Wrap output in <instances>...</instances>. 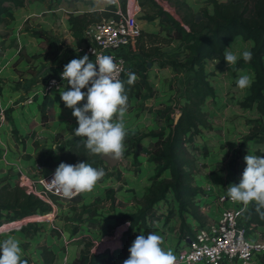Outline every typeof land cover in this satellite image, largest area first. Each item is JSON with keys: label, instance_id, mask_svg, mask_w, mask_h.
I'll return each mask as SVG.
<instances>
[{"label": "rangeland", "instance_id": "rangeland-1", "mask_svg": "<svg viewBox=\"0 0 264 264\" xmlns=\"http://www.w3.org/2000/svg\"><path fill=\"white\" fill-rule=\"evenodd\" d=\"M22 1L23 7L9 11L0 24V83L11 88L10 85L7 86V81L9 84L13 81L14 98L17 97L15 102L23 101L27 94L31 95L35 102H39L41 100L36 90L38 87L40 89L43 76L49 67L67 64L77 56L76 48L80 46L81 36L74 34L65 25L64 21H67L68 14L77 15L87 10H102L113 4L117 8L120 7L121 0H115L113 4L110 0H92L91 3L74 0ZM143 1L137 0L136 18L140 24L145 20L143 27L156 34L151 37V43L157 46L159 51L154 56L156 59L152 66L142 78L139 93L135 95L136 99L129 98L127 101L128 106L123 117L127 129L124 154L113 167L102 161L99 156L90 155L86 163L95 168L102 167L106 172L92 191L74 194L71 199L45 195L42 199H45L48 211L45 219L24 221L19 227L0 232V241L9 237L20 241L22 259L26 260L27 264L42 263L40 255L42 246H47L54 253L52 264H71L76 257L84 253L96 254L94 259L97 264H107L105 261L112 252L117 253L114 263L123 264L130 255L129 248L137 235L156 233L163 237L162 247L172 252L176 248L177 238H181V229L174 219L177 207L173 193H166L164 200L159 203L152 205L148 203L153 198L160 180L168 178L167 173L155 175L160 164V160L153 155L155 141L165 138L169 130L168 122L179 117V107L186 102L185 89L193 81V74L169 64L171 59L183 61L187 51L181 42L169 41L164 32L159 30L157 21L150 22L144 19L145 15L153 14L156 9L149 2L142 3ZM155 1L160 4L159 0ZM161 1L173 8L174 15L177 16L170 0ZM183 1L193 12L201 8L212 10V0ZM247 15L251 17L255 15L252 4ZM107 18L103 17L100 20ZM37 31L46 32V36L39 38L32 33ZM251 45V41L245 42L238 38L234 43H229L226 50L239 55ZM217 60L219 59L215 56L205 65L207 77L215 94L213 97H206L201 106L206 113L208 126L201 127L200 132L184 144L183 152V156L189 161L188 171L191 172L190 182L193 186L202 190L200 194H203V190H208L206 188L210 185L207 196L204 193V199H198L196 203L198 207L196 210L201 218L203 203L210 204L213 210L215 194L226 190L231 183H239L246 167L244 157L248 152L264 156V132L261 137L243 141L250 128L258 124L256 119L258 114L254 107L246 108L241 105L248 87L240 89L236 86L239 75L249 74L253 79L254 73L248 65L238 67L235 64L229 67L225 59L216 63ZM134 61L142 63L144 57L138 56ZM16 91L19 92L18 96L15 94ZM15 102L12 103L13 106ZM4 112L2 121L5 123L7 118ZM56 112L60 114L58 110ZM24 124L32 129L31 121H24ZM39 124L44 126L42 122ZM6 132L16 133L15 137L20 143L25 144L28 141L17 130L12 131L11 128ZM138 134L147 136L142 139L141 154L135 158L133 138ZM47 139L34 142L35 152L39 155L37 163L31 166L36 176L46 175L56 168L53 167L54 161L60 164L58 155L67 151L69 143H83L80 137H72L70 140L58 137L52 144H49ZM46 142L48 144H45ZM0 144L5 146L3 141ZM54 145L59 147L57 151L52 149ZM47 154L49 157L46 160L42 159ZM10 155L14 161L10 163L11 165L0 162V183L14 182L20 178L22 168L18 165L19 160L16 157L23 159L21 162L23 167L27 165L25 160L29 154L14 151ZM28 173L32 174V171L28 170ZM139 209H147L148 230L136 227L126 236L121 231L118 244L109 245L111 242L109 238H114L120 227L115 223V216ZM7 222L9 221L0 217V225ZM194 225L196 226L195 221ZM82 245L86 246V250L79 253L77 249ZM102 246L105 249H102ZM121 246L128 252L122 253ZM253 264H264V255L257 257Z\"/></svg>", "mask_w": 264, "mask_h": 264}, {"label": "trees", "instance_id": "trees-1", "mask_svg": "<svg viewBox=\"0 0 264 264\" xmlns=\"http://www.w3.org/2000/svg\"><path fill=\"white\" fill-rule=\"evenodd\" d=\"M74 1L91 3L92 0ZM120 2V9L125 16L130 19L136 16L137 0H121ZM145 2H149L156 10L151 15H145L144 19L150 22L158 20L159 30L164 32L169 41L181 42L187 51L183 61L171 59L169 64L193 74V81L185 89L186 102L179 107V117L175 121L170 120L168 122L169 130L166 137L155 141L153 155L160 160L155 175L160 176L162 173H167L168 178L160 180L148 205L163 201L168 192L173 193L178 214H180L179 229L181 231L185 229L190 234L191 230L189 225L185 223L183 213L187 212L198 225H202L204 215L202 214L203 218H201L196 210L198 207L194 199L200 190L190 182L189 161L183 156L184 144L199 133L201 127L208 126L206 113L201 106L206 97H213L215 94L207 77L206 62L215 56L224 61L227 45L234 43L238 38L245 42H252L247 50H250L253 55L250 62H245L241 57L236 65L238 67L248 65L254 73L253 82L248 87L241 105L246 108L254 107L258 114L256 118L258 124L250 128L243 141L251 140L257 136L261 137L264 132V0H212L211 11L201 8L197 12H193L183 0H170L169 2L175 8L177 16L173 15L175 14L173 8L161 0L159 2L163 8L155 0H144L142 3ZM251 4L255 14L253 17L247 15ZM23 5L22 0H0V24L9 11L22 8ZM115 10L113 5H108L102 10H87L77 15L69 13L67 16L69 29L74 33H81L87 26L98 22L103 17L107 18L112 15L118 17ZM32 33L39 38L46 36V32L43 31ZM153 33L142 29L135 47L144 57V62H142L143 64L141 62L135 63L120 78L121 81L125 82L128 99L139 93L142 78L145 77L146 71L156 59L154 56L158 53L159 48L151 43V37L156 35ZM128 73H134L136 77H141V80L137 81L136 79L133 85H128ZM53 104L52 99L43 97L39 109L42 124L54 119ZM146 136L147 134H138L133 138V156L135 158L141 154L143 148L141 142ZM89 156L82 142L69 143L67 151L59 155V163H78L82 160L86 162L93 155ZM43 197V194L36 192L30 183L23 185L20 178L14 182H1L0 217L18 225L24 221H32V215L38 212H48L45 202L42 201ZM246 215L247 221L259 226L264 235V219H261L255 211L254 203L249 205ZM148 218L147 209H139L135 212L115 216V223L120 227L117 229L114 238H109L111 241H109V245L118 244L121 231L124 236L136 227L147 231ZM102 249L105 247L102 246ZM120 251L122 253L128 252L124 246H121ZM40 255L41 264H52L54 253L47 246H42ZM115 255L117 253L112 252L109 258L104 261L107 264H115ZM95 257L96 254H80L71 264H97Z\"/></svg>", "mask_w": 264, "mask_h": 264}, {"label": "clouds", "instance_id": "clouds-1", "mask_svg": "<svg viewBox=\"0 0 264 264\" xmlns=\"http://www.w3.org/2000/svg\"><path fill=\"white\" fill-rule=\"evenodd\" d=\"M252 55L250 50L239 55L226 50L224 59L231 67L241 57L245 62H250ZM117 71L118 65L113 57L96 56L95 62H92L85 54L65 64L60 74L71 86L60 91V98L66 107L72 109V115L77 119L78 127L72 132L74 137L83 140L87 154L115 161L125 151L127 129L123 117L128 106L125 82L116 77ZM136 79L134 73H128L127 84L133 85ZM252 82L251 75L241 74L236 86L244 89L250 87ZM85 88L87 90L82 91ZM58 148L55 145L52 147L54 151ZM244 160L246 167L241 179L238 184L228 185L226 196L233 202L241 203L245 209L254 202L255 211L264 219V156L248 152ZM105 175L104 168H95L86 162H61L49 183L65 198L71 199L74 194L92 191ZM163 243V237L156 233L137 235L129 248L130 255L123 264H176V256L172 251H166ZM22 256L19 240L9 237L0 241V264H27Z\"/></svg>", "mask_w": 264, "mask_h": 264}, {"label": "built area", "instance_id": "built-area-1", "mask_svg": "<svg viewBox=\"0 0 264 264\" xmlns=\"http://www.w3.org/2000/svg\"><path fill=\"white\" fill-rule=\"evenodd\" d=\"M113 3L111 2V4ZM115 9L118 17L109 16L107 19L90 24L83 32L75 33L81 36L80 46L76 48L75 59L87 54L89 59L95 62L96 56H111L118 65L116 77L120 79L129 70V67L140 63L135 62L134 59L138 56L142 58L135 47L142 29L138 21H131L128 16L123 14L120 7H115ZM64 65L56 64L49 67L43 76L40 89L38 87L36 90V94L40 98L43 99L46 96L54 101H62L60 91L71 87L60 75ZM140 80L141 77L138 76L137 81ZM86 90V88L82 89V91ZM33 99L31 95L27 94L24 100L18 104L19 106L30 105L35 102ZM131 99H136L135 95ZM3 118V111L0 110V121ZM55 169L40 176L20 170V177L23 178L22 184L30 183L34 190L43 196L61 197L62 193L49 183ZM206 189L208 190H203L205 196L210 191V185ZM201 191L196 195L195 203L198 199H204L205 196L200 194ZM226 191L227 189L215 194L213 210L210 204L203 203L204 221L202 225H198L187 212L183 213L191 233H187L185 229L180 231V233L182 232L181 238H177V245L173 251L176 256V264H253L257 257L264 255V235L261 228L247 221L246 213L249 206L245 209L241 203L231 201L227 198ZM176 217L174 219L180 226L178 210ZM172 221L174 222V220Z\"/></svg>", "mask_w": 264, "mask_h": 264}, {"label": "crops", "instance_id": "crops-1", "mask_svg": "<svg viewBox=\"0 0 264 264\" xmlns=\"http://www.w3.org/2000/svg\"><path fill=\"white\" fill-rule=\"evenodd\" d=\"M156 21L158 22V20H156ZM64 23L66 26L69 27L68 22L66 20L64 21ZM138 23H139L140 27L142 26V29L145 31L146 29H145V27H143L144 26L143 23H146V21L144 20V22L142 24H140L141 22H138ZM148 31H150V30H148ZM10 77H11V75H10ZM12 78L13 77H11V79ZM7 84H8L7 86L10 85L11 88L10 87L8 88L4 84L0 83V91H1V93H0V110L5 111L4 113L6 114V118H7L5 123L2 120L0 121V142H2V141L5 142V146H1V144H0V146H1L0 147V162L5 163V164L13 163L14 161L12 158H10V157H12L10 154H12V152H14V151L15 152L21 151L22 153L29 154V156H28V159L25 160V163L27 162V165H25V167H23L22 163H21V162H23L22 161L23 159L21 157H16L17 160H19V161H17V162H19L18 165L21 166L22 171L28 172V170H30V171H32V173H34L33 167L31 165L37 163V159H38V155H39V153L35 152L34 146H36V145L34 144V142L48 138L47 141L49 142V144H52V143H54L53 141H56L57 140L56 138H58V137H62V138L70 140V139H72V137H74L72 132L76 127H78V122H77V119L73 115H72V118H70V114L72 113V109L66 107L63 101L59 102V101L52 100L54 102V104H53L54 112H55L54 119L52 121L45 123L44 126H42L41 124H39L41 122L39 109H40V104H41L42 98H40V100H41V101H39L40 103L35 102L31 105L19 106L18 103L20 101L15 102V99L17 97L14 98L15 95L13 92V90H14L13 88L15 86H14L13 81L12 82L10 81V84L7 81ZM15 94H17V96H18L19 92L16 91ZM14 102H15V106H13V104H12ZM81 103H83V102H81ZM10 106H12V108ZM56 110H58L60 112V114L59 113L57 114ZM24 121H26V122L31 121V123H33L32 129L29 128V125H25ZM21 122H23V123H21ZM11 128H12V131H16V130L19 131L18 133L20 135H23V137H26V139L28 141L25 144H23V143H20L16 139V137H15L16 133L7 134V132H6L7 129L9 131ZM48 142H46L45 144H48ZM40 154H41V152H40ZM8 155H10V156L8 157ZM47 157H49L48 154L45 155V157L42 159L46 160ZM54 158H56V157L54 156ZM56 164H57L56 161H54L53 167L57 168L58 164H57V166H55ZM10 165H9V167H11ZM21 180L23 182V178H21ZM41 213H43V214H41ZM46 213L47 212H38L37 214L32 215V218H33L32 221L38 220L41 218L45 219ZM13 227H19V225L16 223H12V222L3 223L0 225V232L1 231L7 232ZM85 250H86V246H84V245H82L80 248L77 249V251L79 253H84Z\"/></svg>", "mask_w": 264, "mask_h": 264}, {"label": "water", "instance_id": "water-1", "mask_svg": "<svg viewBox=\"0 0 264 264\" xmlns=\"http://www.w3.org/2000/svg\"><path fill=\"white\" fill-rule=\"evenodd\" d=\"M99 157L102 161L106 162L110 167L116 166L118 161L120 160L119 159V160L115 161V160H111L110 158H107V157H102V156H99Z\"/></svg>", "mask_w": 264, "mask_h": 264}, {"label": "bare ground", "instance_id": "bare-ground-1", "mask_svg": "<svg viewBox=\"0 0 264 264\" xmlns=\"http://www.w3.org/2000/svg\"><path fill=\"white\" fill-rule=\"evenodd\" d=\"M111 2H115V0H110V3H111ZM130 20H131V21H136V20L138 21V19L136 18V16H134V17H133L132 19H130Z\"/></svg>", "mask_w": 264, "mask_h": 264}]
</instances>
